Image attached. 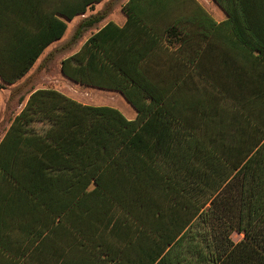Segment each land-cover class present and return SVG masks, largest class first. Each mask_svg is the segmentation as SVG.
I'll return each mask as SVG.
<instances>
[{"label":"trees","instance_id":"trees-1","mask_svg":"<svg viewBox=\"0 0 264 264\" xmlns=\"http://www.w3.org/2000/svg\"><path fill=\"white\" fill-rule=\"evenodd\" d=\"M101 1L0 0V89L64 36L58 16ZM214 1L223 23L194 0H130L125 26L62 62L134 120L31 95L0 143V258L24 244L8 253L29 264H264V0Z\"/></svg>","mask_w":264,"mask_h":264},{"label":"crops","instance_id":"crops-1","mask_svg":"<svg viewBox=\"0 0 264 264\" xmlns=\"http://www.w3.org/2000/svg\"><path fill=\"white\" fill-rule=\"evenodd\" d=\"M130 0H102L100 3L96 4L92 9H88L87 12L83 15L75 17L73 20L68 21L63 17H57L59 20L63 21L67 25L66 32L64 36L49 45L42 55L38 58L32 69L19 81L13 85H6L5 89H0V143L2 142V119L6 114V110L9 107L13 109L17 108L12 119L8 118L7 124L12 123L13 119L20 114L22 109L26 106L29 98L33 93L38 90H55L68 98H71L82 105H89L80 99L76 98L75 92H86V89L89 87L82 86L80 84L74 83L73 81L67 79L61 73L62 62L75 53H77L83 44L89 40L93 35L97 34L101 29H103L109 23H114L118 27L125 26L127 22V16L123 11V8L129 3ZM172 0H160V3L168 4ZM175 1V0H174ZM216 23H223L227 20V15L225 11L220 8L214 0H194ZM174 14L177 11L182 10V6H178L175 2ZM177 5V6H176ZM185 8L190 9V13L196 12L195 6L192 4L185 5ZM188 9V11H189ZM69 40H73L72 43H69ZM73 44V45H72ZM77 46V49L72 53L71 47ZM75 49V48H74ZM59 62V69L61 77L59 80H54L56 86H38L36 85V77L34 76V70L36 67L43 63L42 61ZM43 75H47V66L42 65ZM41 76V75H40ZM61 83L63 86H68V89L62 88V85H57ZM0 85H4L0 80ZM84 88V89H83ZM92 89V88H89ZM94 89V88H93ZM100 90V89H97ZM109 92V91H107ZM14 106V107H13ZM93 106V105H90ZM13 107V108H12ZM14 108V109H15ZM7 115V114H6ZM9 128V127H8ZM6 133V132H5ZM23 251L32 252V246H27L24 244H9L2 248V258H0V264H29L23 259H17L9 255L8 252L21 253ZM33 264V263H32ZM37 264V262H34Z\"/></svg>","mask_w":264,"mask_h":264},{"label":"rangeland","instance_id":"rangeland-1","mask_svg":"<svg viewBox=\"0 0 264 264\" xmlns=\"http://www.w3.org/2000/svg\"><path fill=\"white\" fill-rule=\"evenodd\" d=\"M68 42L72 43L73 40H69ZM71 49H72L71 52L73 53L77 49V46H72ZM42 62L43 63H40L36 67V70H34V76L36 77L35 78L36 85L40 87L41 86H46V87L56 86L54 85L55 83H53V82H56L54 80L57 79L60 81L59 78L61 77L60 69H59V62L56 60L52 62H48V63L45 60ZM42 65L47 66V75L45 76H42L43 75L42 73L44 70L43 69L44 67H42ZM57 85H62V84L57 83ZM62 88L68 89L69 87L65 85ZM74 96L89 105L113 107L119 110L129 120H134L137 116V113L134 110V108L124 99V97L121 94L116 93V92H107L104 90L88 88L86 89V92H75ZM14 108L11 109V107H9L8 110H6L7 115L5 114L4 119H2V137L9 127V124H7L6 121H8V118L11 120L15 111L17 110V108L15 109ZM34 127L38 131H43L46 128L44 124H36L34 125ZM242 239H243L242 235H239L237 233H234L232 235V240L235 243H239Z\"/></svg>","mask_w":264,"mask_h":264}]
</instances>
